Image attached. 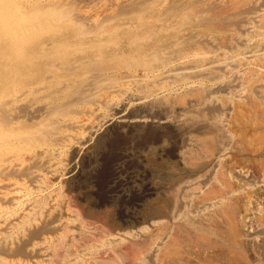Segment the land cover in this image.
Listing matches in <instances>:
<instances>
[{"label":"rangeland","instance_id":"obj_1","mask_svg":"<svg viewBox=\"0 0 264 264\" xmlns=\"http://www.w3.org/2000/svg\"><path fill=\"white\" fill-rule=\"evenodd\" d=\"M79 1L75 0L74 2L76 3L71 2V6L75 5V7L73 6L72 10L71 7H67V10H70L72 11V13L78 15L79 11V14L82 12H88L89 9V12L94 10L96 11L101 7L100 5L104 3L101 0H81L83 3ZM186 1L184 0V3H182L183 0L182 2L176 1L175 5L174 1H169L170 4H166L165 8H167L163 11V13L161 12V14L163 15L159 18H164L170 21H172L173 19L175 20L172 25L177 30V33L174 37L177 38L178 41L181 40V42L179 41L178 44L180 52L190 55L194 54L195 56L193 57V59L196 58V61L194 60L192 62V67H200L204 66L205 64L204 69L206 70L204 71L209 72L210 75L207 73L203 74L204 71L201 70H199L198 72L195 71L191 74L190 77L185 78V82H195L198 80V83L189 86V88H182L183 90H181V87L182 85H184V83H182V81L178 80L177 78L174 79V81L173 79H170L171 82L169 81V86L160 83L161 85H153L156 86L155 89L148 88L151 89L154 94H156V97L158 98L157 100H160L161 107H158L157 110L159 111L160 108V111L162 110V112L159 111L161 114L157 112L156 108H140L139 106H135L133 103L131 105L126 104L123 105L124 107H120L119 100H109L108 96L105 95V93L107 94L106 91L97 92V90H92V92V88H90V91H87L88 93L84 92L82 94H79L80 96L75 95L76 97L71 96L68 93L69 87L68 89H66L67 93L65 90L60 92L57 95V98L59 97L58 103H60L61 106L66 105V108L60 111V118L57 117L51 122V126L55 127V131H60V129L58 128H62L59 132L62 134V130L67 126L65 124L67 121L69 122L78 120L80 118V114L82 117V114H85V112H94L96 108H104V112H102L103 115L102 113H100L101 115L97 116V118L100 116L98 120L96 118L95 120H91L88 123L89 126V124L92 122L90 126L94 125L95 127L93 128L91 126L92 129L90 128V126L88 127L91 129H88L91 133L89 131V133L85 131L81 136H74L75 138L72 137V139L70 140H68L67 138L66 142L64 138H61V134H58L59 136L57 135L56 137L55 135L52 136V130L50 131V133L48 132L49 130L46 131L45 133L47 135L45 134L43 138L39 140L37 139L38 141H36L38 147H40V141H42L40 149L38 148L39 150H35L37 151L38 155H36V158H39L38 162L35 161L34 158L31 163L35 161V164L32 163L31 165V163H27L25 164L26 166L23 165V167L25 166L26 169L27 166L28 168L30 167L29 164L31 165L30 169H27L26 172H24L25 168L21 166L15 168V170H9L4 174L5 177H8V174H11V177L9 176L10 178H12V176L18 177L19 174L21 176L26 175V177L27 175H29L30 179H28V177L26 178L29 181L34 178V174H36L37 178L39 177L40 180L39 184L37 183L38 188L34 187L35 189L32 188L33 190H30L31 195L29 194L30 196L28 195L29 198L27 199L28 201L30 199L31 200L29 202L27 200L21 201V204H19L16 210H13L10 206L11 204L8 202L5 203V200L0 197V201L4 200L3 203L0 202V207L3 206L1 207V209L5 208L8 205L9 207H7L10 209H8L9 213H11L8 217L6 216L4 218H0V225H3L1 227L2 230L6 229L5 224L2 223L5 221L4 219H7L8 221H6V224L10 223V221L11 223H16V220H18L19 218L20 219L18 221H20L22 218L25 219V216H28V218L26 217L27 220H23L24 222L20 223L23 226L25 225L24 228L23 226L21 227L23 228L22 232H18V234H16L17 236L13 235L12 237L14 238H11L12 240L8 238L7 240L1 242L6 238L0 237V258H3L7 261L13 260L14 262L15 260L17 262L19 259L22 262L23 260L27 261L28 259H30L31 254H36L38 249L35 246V248L31 246L36 243L34 239H41L45 237L46 241L43 244H45L46 246L42 244L41 248L43 246L46 247V251L43 248V252L48 253L49 251H51L50 245L53 244L55 239H57L58 236H63L65 237L64 249L67 250L65 251L63 249V251L61 252L57 262L58 264L59 260H61V264H93L91 263L92 258L96 260H108V256L111 253L107 251L122 248L123 245L126 244L124 243V239L125 242L130 241V238L134 241H143V239L153 234L151 235V237H153L152 240L146 243L148 246L146 244L142 246V248H144L142 249V254L139 255V257L137 256L140 260L138 264H160L159 260L162 259L161 252L164 240H167L168 235L169 237H171V234L173 236H177V234H179L178 236L180 237V239L176 243L177 246L174 247L175 251L173 252L170 250L171 253L168 254L169 258L165 257L166 261L164 264H241V262L242 264H246V259L249 262L248 264H264V199L256 200V191L260 190L264 193V173L262 174V172L260 171L261 164L264 163V0H231V2L229 0ZM250 2L252 3L251 5ZM83 4H85V8L84 6H82ZM232 4H235V6H233ZM116 5H119L120 9ZM125 5L126 4L122 3H115V5L112 4V6L110 5L112 8L110 6L109 8L107 7V11L111 14H107V11H104L102 13L103 16L101 15L102 17L100 18L102 20L108 19V15H113L117 18L118 16L126 15L128 9L130 10L128 12H131L135 10L136 7H140V3L138 6L136 5V7L135 3H129L127 4V6ZM77 6L82 7H80L79 10H76ZM189 6H191V9ZM114 9L115 11H112ZM109 10L111 11L109 12ZM195 10H198L199 12L197 13ZM185 11L187 15L185 14L183 16L182 12ZM190 11L194 14H192ZM123 12L126 14H123ZM175 12H178L179 14ZM188 14L191 16H188ZM171 15L174 16L172 17ZM238 42H241L242 44ZM180 44L182 46H180ZM213 47H215V52ZM218 47L220 49H217ZM121 49L122 52H128L126 49L124 50L123 47ZM210 49L213 53H210ZM220 51L223 52V55ZM207 53L211 55L209 56ZM238 53H241L243 55L245 53L244 56L246 57V59L243 55H239L236 57ZM132 54L133 53L127 55L130 56ZM249 54L251 56L253 54V56L249 57ZM107 55H105V58L123 56L120 53L118 54L110 50H108ZM205 55H208L209 57H205ZM212 55L215 56L214 58L216 59H214ZM211 56L213 59L211 58ZM219 58L221 59L219 60ZM198 59L200 60L197 61ZM210 60L213 61L212 63H214L215 65L212 64ZM216 63H219V65H221L222 67L217 65ZM231 63L232 68L230 67ZM226 65L229 67L227 68ZM125 68H122L117 72L119 76L116 72L106 74L107 77H103L101 79V85L103 84L102 87L106 90H109L112 87L119 86V82L121 84L124 83V81L127 80L128 74L129 77L138 74V72L134 69H130L129 67ZM152 68L155 70L156 64L152 63ZM222 68L224 69V71L222 70ZM210 70H212L211 72H213L214 75L210 72ZM217 72L220 74H218ZM125 73L126 75H124ZM223 73L224 75H222ZM230 73L232 76L230 75ZM69 74L70 75L64 77L61 82L65 81L68 83L70 81L78 80V74ZM106 75L104 74V76ZM200 75H202L203 77H201ZM204 75L208 78L204 77ZM124 77H126V79ZM193 77L195 78V80H193ZM210 77L215 78L213 79V82ZM214 80H216V82ZM109 81H113V83L111 82L109 84ZM234 84L236 87L234 86ZM162 86L164 88H162ZM165 86L171 87V94H168V92L165 90L167 87L165 88ZM174 87H176V89ZM203 89L207 91H203ZM219 89L223 92H221ZM162 91H165V93H162ZM172 91H174V93ZM94 92H96V94ZM166 92L168 95L166 94ZM99 94H101V97ZM162 94L164 97L162 96ZM96 95L98 96L97 98ZM81 97L83 99H81ZM103 97L105 98V100H103ZM168 97L171 99H169ZM123 99H125V97ZM46 100L41 98L39 102L42 103ZM65 100L67 103L65 102ZM83 100L86 101L85 103H87L88 105L85 104ZM73 101H78V107L76 105L68 106V104ZM98 101L100 102L99 104H97ZM92 103L94 104V106ZM111 103H113L116 108ZM105 105H108V110L106 109ZM163 106H166L165 108L167 110L165 108H162ZM83 107H85L86 109ZM78 108L81 109V112H79L80 109L78 111ZM200 108H202L203 110H200ZM75 110L76 113L78 112V115H75ZM154 110L157 112V114ZM105 111H107V113ZM165 111L169 116L163 115L166 114ZM62 112H66L65 115ZM154 113L155 116H158H153ZM237 114H240L238 122L233 120L236 118L235 116H237ZM162 116L164 118L158 121ZM62 117H64L65 119ZM188 117L190 118L188 119ZM140 118H143L141 120H145L144 126L142 124L140 125L136 122H132L134 120H140ZM44 121L45 120H43V122ZM34 122L35 124H32L33 127H30L32 126L30 124H19L17 126L16 132L27 134L28 132L33 131V129L30 128L36 127V122H40V120L37 119ZM156 124L159 127L156 126ZM93 129L94 131H92ZM177 129L181 130L178 131ZM147 130H150V132L153 133V135L147 140L148 142L141 139L142 132ZM48 138L51 140H49ZM56 138H59L60 141H57ZM77 138H79L78 141L76 140ZM61 139L63 140V143L61 142ZM54 142L57 143V146L54 144ZM50 143L52 144V146L49 148ZM151 149L156 151L161 160H164V165L175 166V170H170L169 172L173 171L174 175L179 178V181L173 188V190H169L168 184H165L166 186L164 185L165 187H168L166 189L169 190V192H166L168 194L166 195V197H168L172 204L171 219L173 217V219L176 218V220L172 219V222L178 225H187L188 229L192 224L189 231H196V233H194L197 234V237L198 235L202 234L198 231V229L206 231L204 232L206 234H202V236H199L200 238L198 237V239L199 241L206 240L207 243L210 242L215 245L213 249H210L208 251L210 253L203 252L200 249L198 250V247L193 244V239L189 238L187 240L185 235H182L181 232L174 234L173 227L176 225H174L173 223L169 224V227H171L168 228V231H161L157 228V225H155L154 228L149 227L148 229L146 228L145 230H142L137 236H135L134 234H127L131 231L129 228H127L129 222L131 223L133 221L136 225L141 221V217L138 213L141 205L146 201L160 196V194L164 195L161 187V179L159 177H162V175L165 174V171L156 169L159 173H153L152 169L146 164V156H148V152ZM40 152H43L42 156ZM49 152H53L50 153L52 157L50 156ZM52 154H55L56 156L54 157V155ZM39 160L40 163H43H41L43 166L39 163ZM46 162L50 164H47L48 166H45L46 164L44 165V163ZM55 162L57 163L56 165ZM36 163L39 164L36 165ZM35 165L40 168V170L35 167ZM198 165H201L203 169H201L199 172H195V168L198 167ZM224 165H227L228 167L230 166V172L228 170V173L230 175L227 174V167H225ZM49 166L52 167L50 168ZM44 168H46V170ZM51 169H55L56 171H52ZM43 170L47 171L46 173L48 174H45V172L43 173ZM28 171H32L33 174H31L32 172L28 173ZM51 171L53 174H51ZM38 172L40 173L41 177L38 175ZM194 172L196 173V175ZM43 175H47V177H45L44 179L45 181L43 180ZM41 179L43 180L42 182ZM45 182L49 183L47 184ZM221 183L225 184L226 187H220ZM39 187L41 188L39 189ZM216 192L219 194H216L215 199L211 201L208 200L207 202H202L200 200L202 199V197H204V195L210 194L212 196V193ZM221 199L223 200V202L221 201ZM22 205H24V207H22ZM41 207L43 209H41ZM224 208L227 210V212H230L229 209H233L235 211L233 212V215L231 217H228L227 215H225V213L223 214ZM231 218L232 220H230ZM113 219L117 221L120 226H112L111 222ZM26 221H28V223ZM143 224L144 226L148 225L145 222ZM232 227H236L239 231L238 235L240 234V236L237 235L235 241H231L232 237L230 236V229H232ZM249 227H251L250 230ZM191 229H193V231ZM208 233L211 234L209 235ZM108 236L111 237L108 238ZM31 241L33 243H31ZM236 241L238 243L237 245H239V247L243 251V255H240L239 258V254H236L238 256H235L237 259L231 260L229 258V254H227V247L225 246H228V244L230 243V245L236 244ZM117 245H121L122 247H118ZM104 248L106 249V251ZM51 254L52 252L50 253V255ZM95 254H98V256ZM50 255L47 254V256L49 257L46 258H51ZM61 256L64 257V259H62ZM94 256L97 257L94 258ZM243 256L245 257L243 258ZM12 257L13 259H9ZM125 258L121 259V264H129V260H127L128 258ZM241 258H243L244 260H241ZM38 259L35 260L34 263L29 264H39ZM162 261L164 260L162 259ZM107 264L114 263L110 261Z\"/></svg>","mask_w":264,"mask_h":264},{"label":"bare ground","instance_id":"obj_2","mask_svg":"<svg viewBox=\"0 0 264 264\" xmlns=\"http://www.w3.org/2000/svg\"><path fill=\"white\" fill-rule=\"evenodd\" d=\"M74 1L75 0H0V197L5 200V203H7V202L10 203L11 205L10 204L9 205L11 206V208L13 210L17 209L19 204H21V201H26V200L28 201V199H27V198H29L28 195L29 194L31 195L30 190L32 191L33 189L38 188L37 187V183L39 184V180L40 179H39V177L37 178L36 174H34L35 177L32 176L34 178H32L33 180L31 179L30 181L26 179L27 177H28V179H30L29 175H27V177H26V175L25 176H21L19 174L20 176L18 175V177L17 176L16 177L12 176V178H10L11 174H8L10 177L9 176L5 177L4 174L7 173L9 170H15V168H18V167H21V166L23 167V165H25L27 163H31V161L34 160V158H35V161L38 162L39 158L38 159L36 158L38 155H37V151H35V150L38 149V148L40 149V147L42 145L41 144L42 141H40L41 143L38 142V143H40V147L37 146L36 141H38L39 139L43 138L45 136V134H46L45 133L46 131L49 130L48 132L50 133V131L52 130L51 131L52 132V136L55 135L56 137H57L58 134H61L59 132L61 131L62 128H58V129H60V131H55V127L51 126L52 125V123H51L52 120H55L57 117H59V113H61L60 111L62 109H64V108H66V105L65 106L64 105L61 106L60 103H58L59 102V97L57 98V95L60 92H62L64 90L66 91V89H68V87H69V92L68 93L71 96H75V95H79V94H82L84 92H87L90 88H92L91 91L92 90H94V91L97 90V92L106 91L107 94L105 92L104 93H105V95L108 96L109 100H113V99L117 100L118 99L120 107H122L123 105H126V104L131 105L133 103L135 106H137V107L139 106L140 108L141 107L142 108H149V109H155L156 108V110H157L158 107H161V102H160V100H157L158 98L156 97V94H154V92L151 91V89H155L156 88V86H153V85L162 83L163 85L169 86L170 79H173V81H174V79L177 78L178 80H181L182 83H184V85H182V87H181V90H183L182 88H189V86H192V85H195L196 83H198L197 82L198 80L195 81V82H190L188 79L187 80L190 83L189 82L186 83L185 82L186 81L185 78L190 77L191 74L194 73L195 71L198 72L199 70H201V71L206 70V69H204L205 64H204V66H200V67H197V66H193L192 67V62L196 59V58L193 59V57L195 56L194 54L190 55V54H186V53H181L180 52V50L178 48V44H179V41L181 42V40L178 41V39L174 37L175 34L177 33V30L172 25L175 20L173 19L172 21H170V20H166L164 18L163 19L159 18V17H161L163 15V14H161V12L163 13V11L167 8V7L165 8V6H166V4L169 3V1L170 2L174 1V5H175L176 1H181L182 2V0H146V1H141V0H101L104 3L102 5H100V3H102V2L99 3V5L101 7L98 6V7H100V8H98V10H96V11L94 10V11L89 12L90 11V9H89L88 12H82L80 14H79V12H80L79 11L78 15L72 13V11H70V10L69 11L67 10V7H71V10L73 9L72 8L73 6L75 7V5H73V4H72L73 6H71V2H74ZM85 1H84V3H85ZM89 1H91V0H89ZM216 1H218V0H216ZM229 1L231 2V0H229ZM74 3H76V2H74ZM81 3H83V2L81 1ZM115 3L126 4L125 6H127V4H129V3L130 4L135 3V7H136V5L138 6L139 3H140V7H136V9L131 11V12H128V11H130L128 9L127 14L123 12V14H126V15L118 16L119 18L118 17L116 18L113 15L112 16L108 15L109 16V18L107 17L108 19H103L102 20L100 18V17L103 16L102 13L104 11H107V9L109 8L110 5L111 6H112V4L115 5ZM182 3H184V0H183ZM97 4H98V2H97ZM172 4H173V2H172ZM251 4L252 3L250 2V5ZM84 5L85 4H83L82 6H84ZM82 6H80V7H82ZM131 6H133V5H131ZM233 6H235V4ZM77 7H78V9H77ZM77 7H76V10H79L80 7L79 6H77ZM95 7H94V9H95ZM117 7L119 8V5ZM189 7L191 9V6H189ZM84 8H85V6H84ZM110 11L111 10H109V12ZM112 11H115V9L112 10ZM244 11H246V10H244ZM154 12H156V13H154ZM178 12H175V13H178ZM196 12L198 13L199 11L197 10ZM106 13L107 14H111V13H108V11ZM191 13L194 14L193 12H191ZM201 13H202V11H201ZM182 14L184 16L186 14V11L182 12ZM116 15H119V14H116ZM165 15H166V13H165ZM188 16H191V15L188 14ZM198 18H200V17H198ZM249 19H251V18H249ZM253 27H254V25H253ZM248 32H250V31H248ZM118 36H120V37H118ZM262 37H263V34H262ZM182 39H185V38H182ZM238 43H241V42H238ZM180 46H182V45L180 44ZM122 47H123L124 50L126 49L128 52L127 53H125L124 51L122 52V49H121ZM257 47H259V46H257ZM257 47H255V48H257ZM213 48H214V52H215V47H213ZM217 49H220V48L218 47ZM108 50H110L112 52H116L118 54L120 53L123 56H120V57L116 56L114 58H105V55H107ZM184 50H186V49H184ZM220 52H222V51H220ZM130 53H133V54L128 56ZM210 53H213L212 50L210 51ZM246 53H247V51H246ZM197 54H199V53H197ZM207 54L209 55V53H207ZM208 55H205V57L206 56L209 57L211 54L209 56ZM222 55H223V52H222ZM239 55L242 56L243 54H241V53L239 54L238 53L236 55V57L239 56ZM244 55H245V53H244ZM197 56H199V55H197ZM212 56H211V58H212ZM252 56H253V54H252ZM252 56L250 55L249 57H252ZM199 57H201V56H199ZM214 57L215 56H213V58ZM200 59H202V58H200ZM200 59H198L197 61H199ZM214 59H216V58H214ZM220 59L221 58H219V60ZM245 59H246V57H245ZM243 60H244V58H243ZM212 62L213 61H211V63ZM152 63L156 64V69L155 70L152 68ZM211 63H210V65H211ZM212 64H214V63H212ZM208 65H209V63H208ZM217 65H219V63ZM219 66H221V65H219ZM231 66H232V63L230 65V67ZM125 67H129L130 69H134L135 71L138 72V74L129 77V74L127 73L128 77H127V80L124 81V83L121 84L119 82V84H120L119 86H116V85H118V84H116L115 85L116 87H112L111 86L112 88H110L109 90H106V89H104L102 87L103 84L101 85V79L103 77H107L106 74L115 73V72L117 73L120 69L125 68ZM228 67L229 66H227V68ZM210 68H212V67H210ZM222 70L224 71L223 68H222ZM211 71L212 70H210V72ZM213 71H214V68H213ZM231 71H229V72H231ZM69 73L78 74V76H79L78 80L77 81L76 80L75 81H70L68 83L65 82V81L61 82V80L64 77L70 75ZM205 73L209 74V72L204 71L203 74H205ZM211 73L213 74V72H211ZM104 74L106 76H104ZM218 74H220V73H218ZM117 75H118V73H117ZM124 75H126V73ZM202 75H200V76L203 77ZM222 75H224V73ZM230 75H231V73H230ZM217 76H219V75H217ZM112 77H113V75H112ZM204 77H207V76L204 75ZM124 78L126 79V77H124ZM211 79H212V82H213V79H215V78L213 77ZM211 79H210V81H211ZM193 80H195V78ZM104 81H106V80H104ZM214 81L216 82V80H214ZM111 82L113 83V81H109V84ZM202 82H203V80H202ZM114 84H112V85H114ZM174 84H175V82H174ZM215 84H214V86H215ZM167 86H165V88ZM211 86H213V85H211ZM234 86H235V84H234ZM148 88H151V89H148ZM162 88H164V87L162 86ZM174 88L176 89V87H174ZM197 88H199V87H197ZM227 88H228V86H227ZM170 89H171V87H167L165 89L168 92V94H171V90ZM190 89H188V90H190ZM205 89H203V91ZM228 90H230V89H228ZM192 91H193V89H192ZM205 91H207V90H205ZM159 92H160V90H159ZM163 92L165 93V91H162V93ZM167 92H166V94H167ZM172 92L174 93V91H172ZM201 92H202V90H201ZM221 92H223V91H221ZM66 93H67V91H66ZM94 93L96 94V92H94ZM217 93H219V92H217ZM99 95L101 97V94H99ZM175 95H177V94H175ZM162 96H163V94H162ZM82 97H81V99H83ZM97 97L98 96L96 95V98ZM124 97H125V99H123ZM41 98H43L45 100L47 99V100L45 102L40 103L39 101H40ZM68 98H67V100H68ZM96 98H95V100H96ZM165 98H167V97H165ZM169 99H171V98H169ZM103 100H105V98ZM166 100H168V99H166ZM65 102H66V100H65ZM85 102L86 101H84V103ZM99 103L100 102L98 101L97 104H99ZM115 103H117V102H115ZM62 104H63V102H62ZM85 104H87V103H85ZM111 104H113V103H111ZM69 105L70 106H72V105H74V106L76 105L77 106L78 105V101H73V102L69 103L68 106ZM87 105H85V106H87ZM108 105H105L107 110H108V108H107ZM93 106H94V104H93ZM192 106H193V104H192ZM114 107H115V105H114ZM165 107L163 106L162 108H165ZM67 108H69V107H67ZM71 108H73V107H71ZM83 108H85V107H83ZM202 108H200V110ZM75 109H76V107H75ZM79 109L80 108H78V111H79ZM103 109L102 108H96L94 110L95 113L94 112H90V111L85 112V114H82V117H81V114L79 113L80 114L79 115L80 118L78 120L69 121V122L67 121L66 123L64 122L67 126L65 127V129L62 130L61 138H64L65 142H66L67 138H68V140H70L74 136H81L85 131L88 132L89 131L88 129H90V128L92 129V127L95 128L94 125L93 126L91 125L92 127L90 126V124L92 122L89 124L90 128H88L89 127L88 123L91 120H95L98 115H101L100 113L104 112ZM69 111H71V110H69ZM82 111H84V110H82ZM150 111H152V110H150ZM159 111H160V108H159ZM159 111L157 110V112H159ZM169 111H171V110H169ZM187 111H189V110H187ZM79 112H81V109H80ZM105 112L107 113V111H105ZM157 112H156V114H157ZM160 112H162V110ZM62 113H64V112H62ZM65 113H64V115H65ZM75 113H76V110H75ZM165 113H166V111H165ZM75 115H78V112ZM90 115H91V117H90ZM102 115H103V113H102ZM150 115H152V114H150ZM163 115L165 116V115H168V114L166 113V114H163ZM153 116H155V113L153 114ZM157 116H155V117H157ZM235 117L236 118L233 119V120L238 122V120L240 118V114H237V116H235ZM62 118H64V117H62ZM98 118H97V120H98ZM163 118L164 117L162 116L161 118H159L158 121L162 120ZM189 118L190 117H188V119ZM37 119H39L40 122H36V124H37L36 127L30 128V129H33V131L28 132L27 134H23L22 132H16L17 126L19 124L24 123L22 125H25V124L32 125V124H35L34 121L37 120ZM141 119H143V118H140V120H134L132 122H136V123H138L140 125L142 124L144 126L145 120H141ZM188 119H186V120H188ZM43 120H45V121L43 122ZM32 122H34V123H32ZM155 123H158V122H155ZM59 124H61V123H59ZM131 124H133V123H131ZM163 124H164V122H163ZM165 124H167V123H165ZM186 124H187V122H186ZM159 125H161V124H159ZM57 126H59V125H57ZM153 126H151V127H153ZM156 126H158V125L156 124ZM30 127H33V125L30 126ZM59 127H61V126H59ZM149 129H151V128H149ZM159 130H160V128H159ZM177 130L180 131L181 129H177ZM28 131H30V130H28ZM92 131H94V129ZM152 135H153V133L150 132V130L143 131L141 139L147 141ZM79 138H77L76 140L78 141ZM58 139L56 138L57 141H60V139L59 140ZM49 140H51V139H49ZM52 141H53V139H52ZM62 141L63 140L61 139V142ZM56 142H54L55 145L57 144ZM61 142H59V143H61ZM68 144H69V142H68ZM51 146H52V144L50 143L49 148ZM50 150H52V149H50ZM42 153H41V156H42ZM50 153H53V152H49V154ZM52 155H54V157L56 156L55 154H52ZM50 156H51V154H50ZM146 157H147L146 158L147 159L146 160V164H147L148 167H150L152 169L153 173L157 172L156 169L165 171V174L162 175V177H159L161 179V187H162V190L164 192V195L160 194V196H157L154 199L146 201L144 204L141 205V208H140V210L138 212L140 217H141V221L138 222L136 225H135V223L133 221L131 223L129 222V225L127 226V228H129L131 231L129 233H127V234H130V235L134 234L135 236H137V235H139V233L142 230H145L146 228L148 229L149 227L154 228L155 225H157V228L159 230H161V231H165V230L168 231V228L171 227V226L169 227V224L173 223L174 225H176V226L173 227V230H174L173 233L176 234L178 232L179 233L181 232L182 235L183 234L185 235L187 240L189 238L193 239V244H195V246L198 247V250L200 249L203 252L207 253L210 249H213V247H215L214 244H212L210 242L207 243L206 240L199 241V239H198V237L202 236V234H206V233H204L206 231H202V230L198 229V231L200 233H202V234L198 235V237H197V234H195L196 231H193V229H191L193 232L189 231L190 226H192V224L189 226V229H188L187 225H184V224L183 225H180V224L178 225V224L172 222V219L174 218L172 216L173 218L171 219V214H172L171 213V208H172L171 205L172 204H171L170 200L168 199V197H166V195H168L166 192L167 191L169 192V190H173V188L176 186V184L179 181V178L176 175H174L173 171L169 172L170 170H175V166H173V165H171V166L164 165V162H163L164 160H161L159 158L158 154L156 153V151L153 150V149L149 150L148 156H146ZM65 160H67V159H65ZM35 161H33L32 163L35 164ZM41 161H42V159H41ZM56 162H55V165L57 164ZM32 163H31V165H32ZM39 163H40V160H39ZM58 163H59V161H58ZM38 164L36 163V165H38ZM47 164H50V163H47V162L44 163L45 166H48ZM31 165L29 164L30 167H31ZM36 165H35V167H37ZM25 166L23 168H25ZM224 166L227 167V169H226L227 170V174H229L228 170L230 169L231 165L229 167L227 165H224ZM30 167L28 168V166H27V169H30ZM27 169L25 168L24 172H26ZM38 169L40 170V168H38ZM42 169H43V167H42ZM44 169L46 170V168H44ZM47 169H48V167H47ZM195 169H196L195 172L196 171L199 172L203 168H202L201 165H198V167H196ZM39 170H37V171H39ZM51 170L53 171L55 169H51ZM32 171H30V172L28 171V173H31ZM52 171H51V174H53ZM177 171H179V170H177ZM260 171L262 172V174L264 173V163L261 164ZM11 172H9V173H11ZM40 172H42V171H40ZM44 172H45V174H48V173H46L47 171L43 170V173ZM229 172H230V170H229ZM157 173H159V172H157ZM31 174H33V172ZM38 175L40 176V173ZM195 175H196V173H195ZM42 177H43V180H44L45 177H47V175H45V176L43 175ZM49 177H50V175H49ZM241 178H243V177H241ZM43 180L41 179V182ZM45 183L48 184L49 182H45ZM224 183H226V182H224ZM165 184L169 185L168 186L169 190L166 189L168 187H165L166 186ZM220 185H219L220 187H223V188L226 187L225 184H223V183H221ZM41 187H39V189ZM37 191H39V190H37ZM37 191H35V192H37ZM218 192H220V191H218ZM216 194L218 195L219 193H217V192L216 193H212V196L210 194L204 195V197H202V199H200V200L202 202H204V201L207 202L208 200L211 201V200L215 199ZM259 199L260 200L264 199V193L262 191H260V190L256 191V200H259ZM3 201H0V202L3 203ZM221 201L223 202L222 199H221ZM47 203H49V202H47ZM219 204H220V202H219ZM1 207H3V206H1ZM1 207H0V218H4L6 216L8 217L11 214V213H9V210H10L8 208L9 206L7 208L5 207L3 209H1ZM20 207H21V205H20ZM22 207H24V205H22ZM41 209H43V208L41 207ZM13 210H11V211H13ZM229 211L230 212H227V210L224 208L223 214L225 213V215H227L228 217H231L235 210L229 209ZM28 212H31V211H28ZM107 213H108V211H107ZM26 217L28 218V216H25V219L22 218L20 221H18L20 219L19 218L18 220H16L17 221L16 223H18V224L11 223V221H10V223L6 224L7 219H4L5 221L2 222V223L5 224L6 229L2 230L1 227L3 225L2 226L0 225V229H1L0 230V237H4L6 239H3L2 241L0 240V241L3 242L4 240H7L8 238H10V239L14 238V237H12L13 235L15 236L16 234H18V232L21 233L23 228L25 227V225L23 226L20 223L24 222L25 220H27ZM232 218L230 220H232ZM173 220H176V218L173 219ZM150 221H152V222H150ZM26 222L28 223V221H26ZM144 222L147 223L148 225L144 226V224H143ZM207 222H209V221H207ZM27 223H25V224H27ZM111 223H112V226H120V224H118L117 221H115L114 219L112 220ZM22 226H23V228H21ZM250 228L251 227H249V230H250ZM149 230H153V229H149ZM245 232H247V231H245ZM238 233H239L238 229L236 227L235 228L232 227V229H230V236L232 237V240L231 239L230 240L231 241H235V238L237 237ZM208 234L210 235L211 233H208ZM151 235H153V234H151ZM151 235L150 236L147 235L148 237L146 236L147 238L143 239V241L142 240H135L134 241V240H131V238L129 237L130 241L125 242V239H124V243H126V244H124L123 247L120 245L122 248H119L117 250L113 249V250H110V251L108 250L107 251V252L111 253L108 256L109 257L108 260H102V259L96 260V259L92 258L91 259V263H93V264H107V263H109L111 261L114 264H121L122 263L121 259L122 258L124 259L125 257H127L128 258L127 260H129V262H128L129 264H138L140 262L138 257H139V255L142 254V249H144V248H142V246L144 244H146L148 241L152 240L153 237H151ZM178 235L179 234H177V236H173L171 234V237H169V235H168L167 240H164L163 245H162L163 248H162V252H161L162 259L164 261H162V259L159 260L160 264H164L165 263V261H166L165 257H168V254L171 253L170 250L173 251V252L175 251L174 247L177 246L176 243L180 239V237ZM206 236H208V235H206ZM238 236H240V234ZM109 237H111V236H108V238ZM64 238L65 237H63V236H60V237L58 236V238L55 239L53 244L50 245V248H51L50 250L51 251L48 250L49 251L48 253L43 252L44 249H45V251L47 249L46 247H44L46 245L43 244L46 241L45 240L46 238L43 237L41 239H34L36 241V243H34L31 246H33V247L35 246L38 249H37V252H36L35 255H32L30 253L31 254V256H30V254H29L30 259H28L27 261L23 260V262H22L18 258L19 260L16 262V260L14 259L15 260V262H14L13 260L12 261H7V260H5L3 258H0V264H29V263H34L35 260L38 259V257H39V259H38L39 264H56L58 262V259L60 257L61 252L64 249V242H65ZM154 238H155V236H154ZM202 238H204V237H202ZM202 238H201V240H202ZM16 239H17V237H16ZM37 240H38V242H37ZM112 241H114V240H112ZM31 243H33V242L31 241ZM191 243H192V241H191ZM42 244L44 246L41 248ZM230 244H228V246H225V247H227L228 251L227 250L226 251L228 252L227 254H229V258L231 260H236L237 259L236 257H238V256L240 258V255L241 256L243 255V251L241 250L239 245H237L238 244L237 241H236V244H233V245H230ZM178 245H179V242H178ZM252 245H254V244H252ZM75 246H77V245H75ZM117 246L120 247L119 245H117ZM47 247H48V245H47ZM257 247H258V245H257ZM71 250H73V249H71ZM255 250H256V248H255ZM101 251H102V248H101ZM105 251H106V249H105ZM51 252H52V254L50 255ZM208 253H210V252H208ZM47 254H49L51 256V258H46V257H49V256H47ZM100 254H102V253H100ZM236 254H239V255L237 256ZM95 255L98 256V254H95ZM96 257L94 256V258H96ZM244 257L245 256H243V258ZM27 258H28V256H27ZM61 258L64 259V257H62V256H61ZM243 258H241V260ZM9 259H13V257L9 258ZM125 260H126V258H125ZM60 261L61 260H59V264H61ZM245 263L246 264L249 263L247 261V259L245 260ZM36 264H38V263H36ZM241 264H242V262H241Z\"/></svg>","mask_w":264,"mask_h":264}]
</instances>
